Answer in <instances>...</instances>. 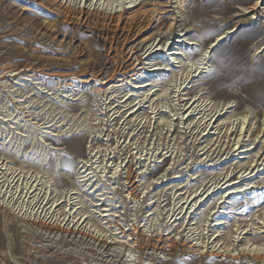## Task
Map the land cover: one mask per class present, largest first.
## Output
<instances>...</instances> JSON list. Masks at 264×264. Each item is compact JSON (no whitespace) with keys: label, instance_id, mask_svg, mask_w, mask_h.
<instances>
[{"label":"rangeland","instance_id":"obj_1","mask_svg":"<svg viewBox=\"0 0 264 264\" xmlns=\"http://www.w3.org/2000/svg\"><path fill=\"white\" fill-rule=\"evenodd\" d=\"M170 1L0 0V77L20 73L0 80V264H77L115 221L124 264H258L242 250L264 253V0ZM61 220L83 236L37 225ZM137 233L180 246L140 251Z\"/></svg>","mask_w":264,"mask_h":264},{"label":"bare ground","instance_id":"obj_2","mask_svg":"<svg viewBox=\"0 0 264 264\" xmlns=\"http://www.w3.org/2000/svg\"><path fill=\"white\" fill-rule=\"evenodd\" d=\"M121 1V0H120ZM263 1V0H262ZM116 3H117V1H115ZM181 2H182V0H178V3L181 5ZM166 4V8H170L171 7V1L170 0H167V2L165 3ZM139 5V3L138 4H135V3H132L131 5H129V6H127V7H123L122 8V12L121 13H125V12H127V10H132V9H134V8H136L137 6ZM257 5H258V1L255 3V5H253L251 8H249V9H247L248 10V12L249 13H252L253 15H255V14H257V10H258V8H257ZM141 11V10H140ZM119 13H120V11H119ZM139 14V13H138ZM124 15V14H123ZM119 17H120V15H118ZM173 21H174V19H173ZM175 24V23H174ZM172 27H173V24L171 23V24H169V26H168V28H167V31L168 30H170L171 31V29H172ZM173 32V31H172ZM148 42V41H147ZM160 42H161V39L159 40V42L155 45V46H153L154 45V43H155V40L153 41V42H151V44H150V46H149V48L143 53V54H147L148 53V55H147V59H146V61H148V58L149 57H151V56H153L154 54H155V52H157V50L155 51V49L157 48V46L160 44ZM146 43V42H145ZM153 47V48H152ZM146 48V47H145ZM168 55H170V56H177V55H179V53L178 52H170ZM135 58V57H134ZM140 59V58H139ZM144 60V59H143ZM137 61V60H136ZM147 65V64H146ZM156 66H159V68H156ZM163 69H161V65H155V68H153V70L152 71H149V72H156V71H162ZM6 74H9V75H6ZM20 73L19 72H16V71H14V70H8L7 72H5V74H3L1 77H0V80H2V79H4V78H10V77H15L16 75H19ZM150 84H148V83H145V84H141V85H137L134 89H141V88H143V87H146V86H149ZM143 103V102H142ZM192 107V105L190 106V107H188V109H187V111L188 110H190V108ZM195 110V109H194ZM208 110V109H207ZM215 110V109H214ZM196 111V110H195ZM222 111V110H221ZM219 112V111H218ZM217 111L215 112V114L214 115H212V117L211 118H209V119H207V122L205 123L206 124V126L205 127H208L209 126V124H210V122L213 120V119H215L214 120V123L213 124H215L216 122H218L219 121V118H220V114H217L218 113ZM221 113V112H220ZM222 114V113H221ZM11 116V115H10ZM233 117V116H232ZM246 119H247V116H244L243 118H242V122H241V125L239 124V128H237L238 130L236 131V133H241L242 132V129H243V127H244V125L246 124L245 123V121H246ZM241 121V120H240ZM238 122V121H237ZM198 125V124H197ZM199 126V125H198ZM236 126V125H235ZM233 128V127H232ZM247 128V127H246ZM227 129V128H226ZM248 129V128H247ZM246 129V130H247ZM250 129V128H249ZM236 130V129H235ZM227 132V131H226ZM235 132V131H234ZM260 132V131H259ZM233 133V131L231 132V134ZM246 133V131H244V134ZM247 134V133H246ZM238 136H240V134L238 135ZM258 137V136H257ZM261 138H263V136L261 137ZM243 140H241V142H242ZM238 144V143H237ZM252 149V148H251ZM255 149V148H254ZM239 150H241V147L239 146L238 147V149H236V151H239ZM248 151H250V149H248V148H246V149H244L243 151H240V152H248ZM241 154V153H240ZM257 155L259 154V152H257L256 153ZM253 157H255V156H253ZM258 157V156H257ZM255 159V158H254ZM261 159V166L262 165H264L262 162H264V146L263 147H261V154L259 155V157H258V159H257V161H259ZM261 166H259V167H261ZM263 167V166H262ZM255 168H257L258 169V167H257V164L255 165V167L252 169V172H253V170L255 169ZM86 171H87V169H86ZM85 172V171H84ZM261 175H264V167L261 169ZM129 175V174H128ZM257 175H258V173H257ZM86 176V175H85ZM88 176V175H87ZM130 177V176H129ZM80 178V177H79ZM237 179V181H230V180H228L226 183H228L226 186V188H228L229 186H235L236 184H241L242 182H244V181H246V180H252L251 178H248V179H246V176H243V175H241L240 177H238V178H236ZM239 180V181H238ZM83 181V180H82ZM261 183H264V178H263V180L261 181ZM20 184V183H19ZM220 184V183H219ZM219 184H217L213 189H215V188H217L218 187V185ZM127 185H128V190H127V193H128V195L130 196V198H132V199H136V198H138L137 197V187H134L133 186V184L131 183V182H128L127 183ZM3 187V186H2ZM134 187V188H133ZM230 188V187H229ZM221 190V188H219L218 189V191H220ZM246 190H248V187H245V188H243V187H239V189L238 188H230L227 192L229 193V194H235V193H240V192H242V191H246ZM210 191V188L208 189L207 188V190H206V192L208 193ZM217 191V192H218ZM196 193H197V191L194 193L195 195H196ZM45 197V196H44ZM105 198V197H104ZM202 198V196L199 198V199H201ZM180 199H181V197H180ZM184 199V198H183ZM24 200V199H23ZM38 200V199H37ZM188 200H189V196H188V198L186 199V201H185V203H183V205L184 204H186L187 202H188ZM195 200V198H193V200L192 201H194ZM100 201V200H99ZM191 201V202H192ZM190 202V203H191ZM182 205V206H183ZM38 206V205H37ZM51 206V205H50ZM97 206H99V205H97ZM101 207H103V208H101V209H103L101 212L102 213H104V212H108L109 210H107L106 208H104L105 207V205H101ZM180 208V207H179ZM183 208V207H182ZM51 208H49V210H50ZM79 209V208H78ZM67 214V213H66ZM63 215V214H62ZM101 216V215H100ZM106 216H108V215H106V214H103L102 215V217L104 218V217H106ZM113 216V215H112ZM172 217H174L173 215H172ZM172 217L170 218V220L172 219ZM39 218V217H38ZM168 218V217H167ZM52 220V219H51ZM64 220V219H63ZM63 220H61L60 222H57V221H54V222H52L51 224H47V223H43V222H41V221H38V223H37V225L44 231V233H46V234H48V235H56L57 233H67L68 234V236L69 235H74V237L77 235V234H81L82 236H83V231L81 232V229H79L80 227L78 226V221L79 220H77V222H74L75 224H73L72 226L70 225V223L69 224H67V223H65V224H63ZM69 220V219H68ZM74 220V219H73ZM117 220V219H116ZM169 220V221H170ZM177 219H175L173 222H175ZM109 222V221H108ZM114 224V223H113ZM110 225V224H109ZM113 227L115 228V227H118V230H120V234H121V237H120V239L119 238H116V237H112V238H110V237H107V236H99L98 235V237H97V235H95V236H90V240H92L94 243H97V246H95L94 244H88V243H86L84 240H81L82 241V246L83 245H85V243H86V245H87V247H88V245H90L92 248L93 247H95V250H93V251H89V249H87L88 251L87 252H89L93 257L94 256H101L102 258H105V259H108V257H112V258H119V261L118 262H121V264H124L125 262H129V261H127V260H123L122 259V257L123 256H125V255H122L121 256V253L123 252V249H125V252L127 251V252H130L131 250H130V248L131 247H129V239H127L128 237H130L131 236V234H127V231H125V230H122L121 229V227H119V225H118V223H117V221H115V224L113 225ZM85 229V228H84ZM129 231V230H128ZM132 231H133V233H135V232H137V228H133L132 229ZM258 233H260V231L258 232ZM87 234V233H86ZM90 234V233H89ZM247 234V233H246ZM86 236V235H85ZM84 236V237H85ZM88 237H89V235H87ZM113 236V235H112ZM79 239H81V238H79ZM169 240H171V239H169ZM37 241V240H36ZM45 241V240H44ZM51 240H48L47 242H50ZM129 242V243H128ZM37 244H42V240L40 239L39 241H38V243ZM131 244L132 245H134V248H137V249H139L140 251H143V250H152V251H159L160 253H162V255H165V256H169L170 254H171V252L175 249V248H177V247H179L180 246V243L179 242H177V241H175V240H173L171 243L168 241V242H164L163 241V237L162 236H159V235H156L155 237H149V238H147L146 236H143L142 234H139V233H137V239H136V237L135 238H132L131 239ZM42 246V245H41ZM41 246H39V247H35L34 248V250H33V252H35L36 254H44L45 253V249L43 248V247H41ZM34 247V246H33ZM86 248V247H85ZM30 252H31V250H30ZM94 252V253H93ZM133 252V251H132ZM131 252V253H132ZM198 252V251H197ZM242 252H243V255L245 256V255H248L249 257H251L254 261H256L258 264H261V262L262 263H264V258L262 257L263 256V254L264 253H262V251H261V248H258V247H255V248H251V247H249V248H247V249H243L242 250ZM124 253V252H123ZM131 253L129 254V255H126L125 257L126 258H129L130 257V255H131ZM246 253V254H245ZM80 255V254H79ZM234 256V259H236L237 257H235L236 255H233ZM238 256H239V254H238ZM89 257V256H88ZM93 257H91V258H85V256H83L82 258H80V257H76V258H74V262L75 263H77V264H82L83 262H85L86 264H92V262L93 261H98V259H94ZM148 257H151V256H145V258H148ZM110 260L112 261V259L110 258ZM113 262V261H112ZM108 263H110V262H108Z\"/></svg>","mask_w":264,"mask_h":264}]
</instances>
